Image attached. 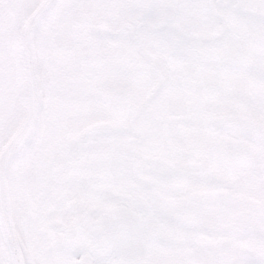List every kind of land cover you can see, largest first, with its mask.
Returning a JSON list of instances; mask_svg holds the SVG:
<instances>
[{"label":"snow or ice","instance_id":"6c2138e0","mask_svg":"<svg viewBox=\"0 0 264 264\" xmlns=\"http://www.w3.org/2000/svg\"><path fill=\"white\" fill-rule=\"evenodd\" d=\"M0 264H264V0H0Z\"/></svg>","mask_w":264,"mask_h":264}]
</instances>
